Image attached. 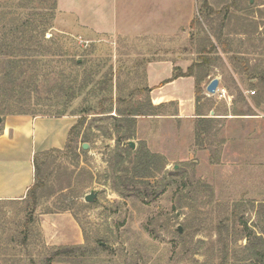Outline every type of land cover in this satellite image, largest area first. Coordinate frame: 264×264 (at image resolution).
I'll use <instances>...</instances> for the list:
<instances>
[{
	"label": "rangeland",
	"instance_id": "1",
	"mask_svg": "<svg viewBox=\"0 0 264 264\" xmlns=\"http://www.w3.org/2000/svg\"><path fill=\"white\" fill-rule=\"evenodd\" d=\"M23 20L47 29L22 43ZM3 37L0 130L8 115L54 113L66 101L78 125L69 147L38 155L34 199L0 200V264H256L245 248L264 229V0H196L204 119L151 102L131 41L64 33L56 0H0ZM12 57L35 62L8 65ZM215 77L225 97L206 91ZM80 82L90 83L68 99ZM128 111L142 114L119 118ZM126 146L161 158L153 178L122 191Z\"/></svg>",
	"mask_w": 264,
	"mask_h": 264
},
{
	"label": "crops",
	"instance_id": "2",
	"mask_svg": "<svg viewBox=\"0 0 264 264\" xmlns=\"http://www.w3.org/2000/svg\"><path fill=\"white\" fill-rule=\"evenodd\" d=\"M56 7L64 33L72 29L99 40L123 38L134 43L135 56L145 58L143 84L153 104L174 103L178 119L202 115L197 112L195 95L198 53L191 45L196 0H56ZM192 64V75L172 78L175 68L186 72ZM74 122L71 115L4 118L0 130V200L26 195L34 182V154L63 148Z\"/></svg>",
	"mask_w": 264,
	"mask_h": 264
},
{
	"label": "trees",
	"instance_id": "3",
	"mask_svg": "<svg viewBox=\"0 0 264 264\" xmlns=\"http://www.w3.org/2000/svg\"><path fill=\"white\" fill-rule=\"evenodd\" d=\"M47 26L45 27L43 24H41L40 22H35L32 20H23L20 25L14 27V32H18L20 34V40L22 43H27L29 42L32 38H34L37 35H43V33L46 31ZM5 38L3 37L2 40H0V50L3 49H7L8 45L5 43ZM0 54H4L0 51ZM33 62H35V59H29V58H25V57H21V58H17V57H12V61L9 60L8 61V65H14V66H24V65H30L33 64ZM195 64H192L186 72H182L181 70L175 68L173 71V75L172 78H176L178 76H185V75H192L193 74V69H194ZM20 76H24L23 72H19L18 73ZM10 75L9 72H4L2 74V76L8 77ZM23 78V77H22ZM30 82V81H29ZM90 82H86V84H89ZM83 82L79 85L75 84V85H71L68 86L67 91L65 90L66 93V97H68V99L71 100V98L73 99L74 97H76L77 94H80V92H83L85 90V85ZM24 92L26 91L27 94L34 92L35 91V87H30V85L28 83H26L23 87ZM62 91H64V89L61 88ZM143 90L148 91V89L146 87H144ZM201 92V91H200ZM195 95H196V101H199V86H198V82L196 83L195 86ZM67 104L68 101H66L64 103V108L62 111H58V112H54V113H41L43 115H53V116H61V115H65L66 113V109L67 108ZM153 107V105H151ZM159 107L163 106V104H159L157 105ZM102 112V111H101ZM10 114H27L26 112L23 111H17L15 113H10ZM29 114V113H28ZM123 114L122 117L119 118H124V120H128V118H134L132 116L135 115H139L142 113H133L132 111H128L126 113H121ZM198 119H204L205 117H197ZM78 125V123H76V125H73L70 127L69 129V133H68V138H67V142L65 147H69L70 146V142H71V134L73 133L74 129L76 128V126ZM125 153L127 154V156L131 157L130 159V164L131 165V175H127V171L128 168H125L123 171L125 173V176L120 178L122 179V184H123V189L122 191H126L129 187V185L133 186V184L137 183H141L140 181L137 180H144L149 179V178H153L155 176V173L157 172V170L154 169L153 167V161L157 160L158 158L160 159L161 156H159L156 153H151L149 151H134L131 150L129 147L126 146V148L124 149ZM58 152L59 149L57 148H51L45 151H41L39 153H35L33 156V165H34V169H35V177L36 174L38 172V165H37V160H38V155L41 153L47 154L49 152ZM140 169H142L144 171L143 174H141L139 171ZM147 184V182L145 183V185ZM39 186V183L37 181H34L33 184L29 187V189L27 190V196L31 197L34 199V192L36 190V188ZM154 193L158 194V192L160 191H153ZM253 239H255V241L252 239H249V243L246 246V250L248 252V255L250 257V259L255 262L256 264L259 262H263L264 260V229L261 231V235L256 236L254 235L252 237Z\"/></svg>",
	"mask_w": 264,
	"mask_h": 264
},
{
	"label": "water",
	"instance_id": "4",
	"mask_svg": "<svg viewBox=\"0 0 264 264\" xmlns=\"http://www.w3.org/2000/svg\"><path fill=\"white\" fill-rule=\"evenodd\" d=\"M218 84H219V80H218V78L215 77V78H213V79L210 80V82L206 85V88L205 89H206V91L208 93L214 94L216 92L217 88H218ZM87 146L88 145L86 143H83V145H82L83 148H87ZM129 146L131 148H133V143L130 142L129 143ZM84 200L86 202H94L96 200V194H95V192L91 191V192L87 193L84 196Z\"/></svg>",
	"mask_w": 264,
	"mask_h": 264
},
{
	"label": "built area",
	"instance_id": "5",
	"mask_svg": "<svg viewBox=\"0 0 264 264\" xmlns=\"http://www.w3.org/2000/svg\"><path fill=\"white\" fill-rule=\"evenodd\" d=\"M82 42V40H80ZM217 91H220V93L222 94V96L225 97V94H226V90L223 88V87H218L217 88ZM253 92V91H252Z\"/></svg>",
	"mask_w": 264,
	"mask_h": 264
}]
</instances>
